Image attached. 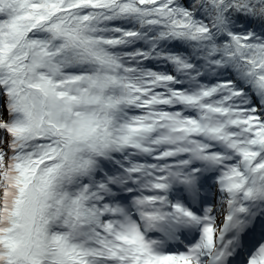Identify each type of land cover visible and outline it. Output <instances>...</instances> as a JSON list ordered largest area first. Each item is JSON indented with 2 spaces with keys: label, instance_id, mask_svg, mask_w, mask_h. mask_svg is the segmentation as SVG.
I'll return each instance as SVG.
<instances>
[{
  "label": "snow or ice",
  "instance_id": "1",
  "mask_svg": "<svg viewBox=\"0 0 264 264\" xmlns=\"http://www.w3.org/2000/svg\"><path fill=\"white\" fill-rule=\"evenodd\" d=\"M0 264H264V0H0Z\"/></svg>",
  "mask_w": 264,
  "mask_h": 264
}]
</instances>
